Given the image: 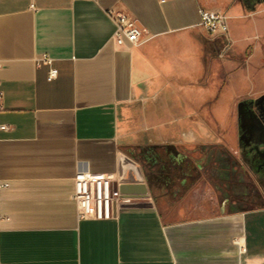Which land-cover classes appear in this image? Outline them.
<instances>
[{
  "label": "crops",
  "instance_id": "0c3cea01",
  "mask_svg": "<svg viewBox=\"0 0 264 264\" xmlns=\"http://www.w3.org/2000/svg\"><path fill=\"white\" fill-rule=\"evenodd\" d=\"M110 9L136 20L138 44H116ZM200 9L226 12L217 37L236 45L213 97L224 126L236 77L264 95V0L249 25L242 0H0V264H264V205L182 219L189 175L148 178L146 147L183 145L193 160L209 135ZM78 172L115 174L110 218L79 217Z\"/></svg>",
  "mask_w": 264,
  "mask_h": 264
},
{
  "label": "rangeland",
  "instance_id": "374dc122",
  "mask_svg": "<svg viewBox=\"0 0 264 264\" xmlns=\"http://www.w3.org/2000/svg\"><path fill=\"white\" fill-rule=\"evenodd\" d=\"M242 1L246 8L249 25L254 0ZM203 38L207 49L204 50L205 69L200 76V84H214L215 93L199 110L200 117L205 122L202 127L209 132V135L200 136L198 144L190 147L193 152V172L188 176L190 188L185 199L176 206L177 209L181 208V214L177 217L182 219L214 216L224 211L247 209V203L252 197L257 198L258 202H261L259 201L261 199L264 203V123L260 128L255 120L258 112L264 116V95L257 100L260 92L243 90L242 84L238 83L239 77H236L235 86L224 101L222 121L225 127L220 125L212 115V108L216 101L213 97L217 98L220 95V86L229 79V73L224 66L236 45L231 41L229 44L231 50L229 48V52H224L226 47L217 35L207 33V36ZM253 40L255 37L250 39L245 47L250 42H253L254 47L257 40ZM243 51L242 55H244ZM260 52L264 53V48ZM258 85V90L264 89V81ZM240 95L243 97L240 98ZM232 147L236 149L233 150ZM226 148L232 154L226 152ZM176 149L181 152L187 150L183 145L176 146ZM196 164L198 169L195 167ZM163 179V185L171 186L172 181L167 174Z\"/></svg>",
  "mask_w": 264,
  "mask_h": 264
},
{
  "label": "built area",
  "instance_id": "2783aa9c",
  "mask_svg": "<svg viewBox=\"0 0 264 264\" xmlns=\"http://www.w3.org/2000/svg\"><path fill=\"white\" fill-rule=\"evenodd\" d=\"M110 19L115 23L114 40L117 45L126 43L138 44L142 37V29L129 15L121 11L110 9L107 11ZM201 25L212 35H227L229 32V19L222 11L200 9ZM224 52L229 50L226 44ZM38 62L51 63L52 59L43 55ZM58 73L52 69L49 78ZM3 93L0 90V109L2 108ZM5 128L6 126H2ZM116 180L114 173H86L78 172L75 176L74 200L78 205L80 218H110L113 214V184Z\"/></svg>",
  "mask_w": 264,
  "mask_h": 264
},
{
  "label": "trees",
  "instance_id": "16d2710c",
  "mask_svg": "<svg viewBox=\"0 0 264 264\" xmlns=\"http://www.w3.org/2000/svg\"><path fill=\"white\" fill-rule=\"evenodd\" d=\"M226 152L230 153L227 149ZM154 161V162H153ZM160 167L162 169H160ZM146 168L148 178L157 180L160 183L164 182V175H168L173 181L180 176L191 175L193 172L192 160L190 157H181L180 152L172 144L155 145L146 147ZM151 168L150 172L149 169ZM153 171V172H151ZM259 200V199H258ZM257 198L248 201V208L253 209L264 205Z\"/></svg>",
  "mask_w": 264,
  "mask_h": 264
}]
</instances>
